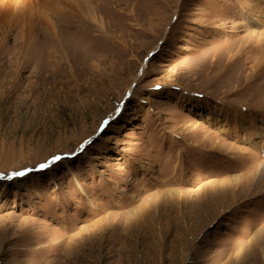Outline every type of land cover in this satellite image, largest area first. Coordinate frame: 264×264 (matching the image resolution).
Instances as JSON below:
<instances>
[{
    "label": "rangeland",
    "instance_id": "1",
    "mask_svg": "<svg viewBox=\"0 0 264 264\" xmlns=\"http://www.w3.org/2000/svg\"><path fill=\"white\" fill-rule=\"evenodd\" d=\"M0 174V264H264V0H0Z\"/></svg>",
    "mask_w": 264,
    "mask_h": 264
},
{
    "label": "snow or ice",
    "instance_id": "2",
    "mask_svg": "<svg viewBox=\"0 0 264 264\" xmlns=\"http://www.w3.org/2000/svg\"><path fill=\"white\" fill-rule=\"evenodd\" d=\"M157 87H159V86H157ZM105 123H107V122H105ZM63 158L64 157H62V156H55L52 159H50L47 163L40 164L39 167H38V170H45V169L49 168L50 166L58 163ZM23 175H25V172L17 171L12 176H9L8 178L9 179L18 178V177H22ZM0 178H3V174H0Z\"/></svg>",
    "mask_w": 264,
    "mask_h": 264
}]
</instances>
